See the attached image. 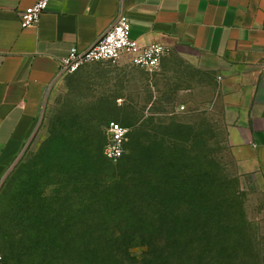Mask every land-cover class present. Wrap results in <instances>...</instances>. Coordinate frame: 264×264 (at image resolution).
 <instances>
[{"label": "rangeland", "instance_id": "obj_1", "mask_svg": "<svg viewBox=\"0 0 264 264\" xmlns=\"http://www.w3.org/2000/svg\"><path fill=\"white\" fill-rule=\"evenodd\" d=\"M161 72L124 60L62 79L0 190L6 264H78L72 253L93 251L128 253L131 264H264V191L238 171L223 106L204 89L185 94L186 79L158 88ZM111 122L129 129L121 187L122 162L103 153ZM144 182L158 190H147L152 201L187 199L208 214L163 232Z\"/></svg>", "mask_w": 264, "mask_h": 264}, {"label": "crops", "instance_id": "obj_2", "mask_svg": "<svg viewBox=\"0 0 264 264\" xmlns=\"http://www.w3.org/2000/svg\"><path fill=\"white\" fill-rule=\"evenodd\" d=\"M37 1L0 0V183L65 77L60 62L124 15L132 39L171 50L158 88L186 79L185 94L204 89L223 106L238 171L264 191V0H52L24 29L22 14Z\"/></svg>", "mask_w": 264, "mask_h": 264}, {"label": "built area", "instance_id": "obj_3", "mask_svg": "<svg viewBox=\"0 0 264 264\" xmlns=\"http://www.w3.org/2000/svg\"><path fill=\"white\" fill-rule=\"evenodd\" d=\"M52 0H38L37 3L22 14L24 29L39 25ZM171 54L170 48L161 44L142 45L131 38V24L122 15L115 25L86 52L72 49L70 55L60 62L63 76L75 74L87 64H121L126 60L133 67L148 73H155L161 67L163 59ZM108 141L103 153L106 159L118 163L126 154L129 141V129L117 122H111L107 129ZM0 264H6L0 253Z\"/></svg>", "mask_w": 264, "mask_h": 264}, {"label": "trees", "instance_id": "obj_4", "mask_svg": "<svg viewBox=\"0 0 264 264\" xmlns=\"http://www.w3.org/2000/svg\"><path fill=\"white\" fill-rule=\"evenodd\" d=\"M124 156L118 162V163L122 162L120 164V167H122V169L119 170V172L116 173L115 176L113 177L114 183H117L118 187L122 186V183H124V178L128 176L126 172L127 170L124 171V173L122 174L121 172L124 169H127L128 165L132 163L130 159H124ZM128 174H129V171H128ZM150 174L153 175V173L151 172ZM164 176L165 178H168V179H170L171 177L170 174H164ZM165 178L162 179V182H164L167 185L169 184L170 181L166 180ZM159 183L161 182L159 181ZM148 184L149 183L144 182L142 183V185H140L141 187L140 190H143V189L146 190V193L141 194V197H142L141 199L144 202H148L150 206L152 205L154 206V204L156 205L157 203L156 206L159 208V211H160V215H161L160 225H161V229H163V232L169 233L171 232V230L175 228L176 230H179L180 224L182 222H186L187 220L185 219L186 218L188 219V217L191 218V217H194V215L208 214V211L202 210L199 207H196V204L194 202L189 201L187 199L183 201L186 203L183 207L182 205H180V203H178V201L172 204L165 203V202H159L158 200H156V198L158 197L157 196L158 194L153 195L155 199L154 201H152L153 200L152 197H149L150 193L152 192L158 193V190L155 189L154 185L152 187L151 186L152 184H149V185ZM90 237H91L90 235L84 236L85 240L89 239ZM133 260L134 259L130 256V254L124 253V252H118V251H110V252L93 251V252H83V253H72V263H78V264H85V263L86 264H131L132 262H134Z\"/></svg>", "mask_w": 264, "mask_h": 264}, {"label": "water", "instance_id": "obj_5", "mask_svg": "<svg viewBox=\"0 0 264 264\" xmlns=\"http://www.w3.org/2000/svg\"><path fill=\"white\" fill-rule=\"evenodd\" d=\"M63 74L60 76L62 77ZM53 88L50 90L49 94L46 97L45 103H44V107L43 109L46 107L48 99L50 97V94L52 93ZM30 144H27L24 149L22 150L21 154L19 155V157L16 159V161L13 163V165L10 167V169L8 170V172L6 173V175L4 176V178L2 179L1 183H0V190L3 187L5 181L7 180V178L10 176V174L12 173V171L17 167V165L19 164V162L22 160V158L25 156V154L27 153V150L29 148Z\"/></svg>", "mask_w": 264, "mask_h": 264}]
</instances>
